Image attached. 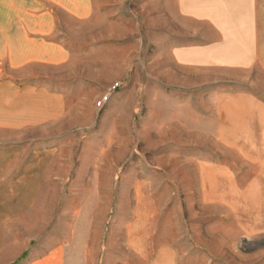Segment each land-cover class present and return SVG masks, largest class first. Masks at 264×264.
Instances as JSON below:
<instances>
[{
	"label": "crops",
	"instance_id": "0c3cea01",
	"mask_svg": "<svg viewBox=\"0 0 264 264\" xmlns=\"http://www.w3.org/2000/svg\"><path fill=\"white\" fill-rule=\"evenodd\" d=\"M111 4L101 22L94 0H0V258L17 264H90L82 243L21 259L22 251L5 243L6 227L33 209L56 160L62 128L79 123L68 106V84L85 77L101 92L127 71L119 61L114 67L75 65L76 53L63 34L72 29L65 23H75L81 32H104L102 48L115 52L121 40L130 39L120 34L121 20L136 23L142 14L150 25V46L160 41L164 88H191L198 103L208 99L209 158L197 164L208 223L194 226L198 252L189 255L178 242L154 246L144 239L152 214L136 209L127 223L134 258L129 264H232L233 236L217 224L228 219L248 248L242 256L264 259V0ZM186 77L191 82L182 83Z\"/></svg>",
	"mask_w": 264,
	"mask_h": 264
},
{
	"label": "rangeland",
	"instance_id": "374dc122",
	"mask_svg": "<svg viewBox=\"0 0 264 264\" xmlns=\"http://www.w3.org/2000/svg\"><path fill=\"white\" fill-rule=\"evenodd\" d=\"M94 1L104 22L113 0ZM144 20L142 14L136 23L121 20L120 34L130 39L121 40L115 52L102 48L104 32H81L75 23H65L72 29L63 34L76 53L75 65L114 67L119 61L127 71L113 81L120 88L102 109L94 103L106 87L100 92L85 77L68 84V106L79 123L62 128L56 160L33 209L6 227L5 243L22 251L21 259L82 243L90 264H129L134 258L127 246V223L136 209L152 214L142 232L148 242L173 241L181 252H198L194 226L208 223L197 169L199 161L209 158L208 99L200 97L198 103L191 88H164L160 41L150 46V25ZM182 81L191 82L187 77ZM217 224L226 225L233 236L232 264L264 263L256 254L242 256L248 248L230 219ZM205 235L207 239V230ZM217 252L225 254V249L217 246ZM11 259L0 258V264H17Z\"/></svg>",
	"mask_w": 264,
	"mask_h": 264
},
{
	"label": "built area",
	"instance_id": "2783aa9c",
	"mask_svg": "<svg viewBox=\"0 0 264 264\" xmlns=\"http://www.w3.org/2000/svg\"><path fill=\"white\" fill-rule=\"evenodd\" d=\"M120 82L115 81L108 85L104 91L100 94L99 98L95 101L94 105L97 109H102L106 103L110 100L113 93L120 88Z\"/></svg>",
	"mask_w": 264,
	"mask_h": 264
}]
</instances>
